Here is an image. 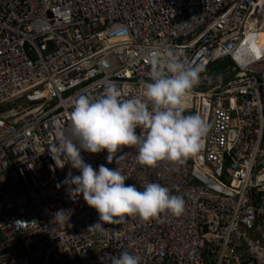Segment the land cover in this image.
Returning <instances> with one entry per match:
<instances>
[{"label":"built area","instance_id":"1","mask_svg":"<svg viewBox=\"0 0 264 264\" xmlns=\"http://www.w3.org/2000/svg\"><path fill=\"white\" fill-rule=\"evenodd\" d=\"M257 38L264 46L263 0H0V264H111L123 252L140 264H264V58L246 47ZM156 46L202 69L186 107L209 125L199 151L153 168L135 149L111 164L106 151L81 155L140 191L160 183L185 210L90 229L98 214L64 183L80 173L60 137L79 96H137Z\"/></svg>","mask_w":264,"mask_h":264},{"label":"clouds","instance_id":"2","mask_svg":"<svg viewBox=\"0 0 264 264\" xmlns=\"http://www.w3.org/2000/svg\"><path fill=\"white\" fill-rule=\"evenodd\" d=\"M252 44L249 41L246 47L253 57L264 58L259 38L255 50ZM146 58L150 79L142 84L137 96L122 99L121 91L110 86L96 100L86 95L75 100L69 127L56 149L66 156V164L80 173H70L64 183L98 214L97 223L90 229L106 231L105 224L126 217L149 221L162 213L179 216L185 210L183 198L171 195L160 183L145 182L140 191L135 185L125 184L130 178L120 168L100 165L94 169L81 155L106 151L111 164L114 159L117 162L124 158L126 153L118 155L124 149H135L138 164L153 168L161 162L182 163L199 151L209 125L200 115L186 114V107L200 82L201 67L160 46L148 51ZM68 213L63 209L57 211L53 222H64ZM111 264H140V258L123 252Z\"/></svg>","mask_w":264,"mask_h":264},{"label":"rangeland","instance_id":"3","mask_svg":"<svg viewBox=\"0 0 264 264\" xmlns=\"http://www.w3.org/2000/svg\"><path fill=\"white\" fill-rule=\"evenodd\" d=\"M219 66V65H218ZM218 66H216V69L215 70H212V71H208V74H217V73H221L223 72V68H218Z\"/></svg>","mask_w":264,"mask_h":264},{"label":"water","instance_id":"4","mask_svg":"<svg viewBox=\"0 0 264 264\" xmlns=\"http://www.w3.org/2000/svg\"><path fill=\"white\" fill-rule=\"evenodd\" d=\"M263 4H264V0H263Z\"/></svg>","mask_w":264,"mask_h":264},{"label":"snow or ice","instance_id":"5","mask_svg":"<svg viewBox=\"0 0 264 264\" xmlns=\"http://www.w3.org/2000/svg\"><path fill=\"white\" fill-rule=\"evenodd\" d=\"M255 50V49H254Z\"/></svg>","mask_w":264,"mask_h":264}]
</instances>
